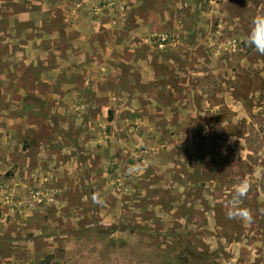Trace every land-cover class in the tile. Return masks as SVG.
I'll return each instance as SVG.
<instances>
[{"label":"rangeland","instance_id":"374dc122","mask_svg":"<svg viewBox=\"0 0 264 264\" xmlns=\"http://www.w3.org/2000/svg\"><path fill=\"white\" fill-rule=\"evenodd\" d=\"M257 14L0 0V264H264Z\"/></svg>","mask_w":264,"mask_h":264},{"label":"clouds","instance_id":"9594fccd","mask_svg":"<svg viewBox=\"0 0 264 264\" xmlns=\"http://www.w3.org/2000/svg\"><path fill=\"white\" fill-rule=\"evenodd\" d=\"M243 42L249 46L253 47L256 52L264 55V14H257L251 20L250 30L248 34L243 38ZM249 190V185L246 182H241L233 191V201L239 202L246 197ZM95 202V197H94ZM230 219L237 218L229 215ZM240 219L251 220L252 214L250 210L242 209V214Z\"/></svg>","mask_w":264,"mask_h":264}]
</instances>
